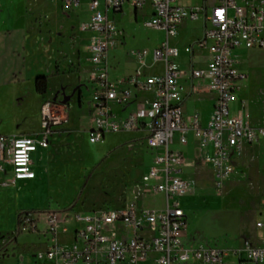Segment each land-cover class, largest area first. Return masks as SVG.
I'll return each instance as SVG.
<instances>
[{
	"label": "built area",
	"instance_id": "obj_1",
	"mask_svg": "<svg viewBox=\"0 0 264 264\" xmlns=\"http://www.w3.org/2000/svg\"><path fill=\"white\" fill-rule=\"evenodd\" d=\"M59 1L72 10L80 8L83 0ZM126 5L136 12L150 6L152 13L143 24L164 32L165 37L153 50L133 49L130 54L139 64L135 73L112 79L109 55L119 40L111 10L120 14ZM88 8L89 19L81 22L80 28L90 34L84 47L93 108L89 140L99 143L108 133L145 131L154 161L142 175L143 193L162 194L165 200L162 207H145L130 200L121 208L89 212H24L19 215L17 232H38L43 221L48 242L36 252L41 264H224L231 256L237 264H264V239L261 245L247 243L241 250L186 241L188 214L182 199L192 193L194 183L183 171L195 162L172 147L186 144L192 131L206 151L201 162L212 169L216 187L222 188L245 146L264 140V125L253 124L241 102L235 107L246 77L239 69L238 51L264 48V0H215L213 4L208 0H89ZM199 20L205 22L203 35L184 47L191 60L189 68H183L179 61L182 49L171 38L185 22ZM202 50H208L209 56L205 65L197 66L194 57ZM150 56L153 62H163V70L147 76L142 67ZM186 79L194 89L204 85L216 95L206 124L198 112L185 113ZM133 89L151 91L153 97L138 102L132 112L121 117L113 106H128ZM40 111L37 133L0 132V187L35 178L33 154L38 147H48L51 136L70 122L66 102L45 99ZM8 172L12 176L4 179ZM256 226L264 230V219ZM70 235L71 241L63 240Z\"/></svg>",
	"mask_w": 264,
	"mask_h": 264
},
{
	"label": "rangeland",
	"instance_id": "obj_2",
	"mask_svg": "<svg viewBox=\"0 0 264 264\" xmlns=\"http://www.w3.org/2000/svg\"><path fill=\"white\" fill-rule=\"evenodd\" d=\"M26 1L25 8L24 0H0L2 27L20 25L28 20L29 29L33 33H41L42 38L33 53H29L30 45L26 47V54L21 48L16 50L15 56L19 60L25 58L24 68L17 61L16 69L1 71L0 132L37 133L44 98L66 101L70 122L53 137L51 162L37 169V184L0 187V237L17 231L19 215L24 212L57 209L72 213L121 208L136 197L145 207H161L162 196H142V175L154 161V150L148 147L146 133H108L104 143H92L86 132L93 110L90 103L92 90L85 87L80 98L79 88L83 86L78 74L72 71H79L82 67L81 61H75V48L83 49L90 38L89 33L84 37L79 29V22L90 15L86 0L78 8L79 18L74 15L71 21L63 17L71 13L65 7L59 9L62 15L56 12L58 0ZM124 9L123 15L111 10V15H120L116 23L125 33L124 45L115 49L117 58L112 57L113 50L110 53L111 78L128 73L139 65L130 54L133 49L153 50L164 36L161 31L144 26L143 17L136 20L130 6L126 5ZM187 24L189 29L181 31L178 39L171 38L173 44L184 45L190 38L199 36L204 28L203 20L188 21ZM73 37L75 45L71 41ZM84 38L87 40L85 43ZM61 49L65 54L60 52ZM142 69L147 73H160L163 62H153L150 56ZM239 69L246 75L239 92L242 110L250 120L264 122V48L239 50ZM39 75L48 77L47 94L36 90L35 81ZM204 95L209 98L208 94ZM208 105L209 101L202 102L203 107ZM172 147L189 156L203 152L193 139L184 145L175 143ZM193 166V175L190 171L185 173L194 183L191 202L185 204L187 234L191 241L235 250L243 249L247 243L260 241L263 233L256 227V220L264 218V140L246 148L236 163L234 173L222 188L216 187L209 167L199 162ZM11 176L12 172H8L4 179ZM0 178L3 179V175ZM22 233L17 232L0 245V264L41 263L36 257L38 236ZM19 234L20 240L30 246L18 244L15 250L9 248Z\"/></svg>",
	"mask_w": 264,
	"mask_h": 264
},
{
	"label": "crops",
	"instance_id": "obj_3",
	"mask_svg": "<svg viewBox=\"0 0 264 264\" xmlns=\"http://www.w3.org/2000/svg\"><path fill=\"white\" fill-rule=\"evenodd\" d=\"M88 2H89V0H86L87 6H88ZM208 2H209V4H213L215 2V0H208ZM82 4H83V1H82ZM24 6H25V8L27 6V1L26 0H24ZM55 6L59 7L56 10L57 13H60L59 12V9L60 8L61 9L64 8L63 4L59 0L56 2V5ZM128 6H130V5H128ZM65 9H67V8H65ZM67 10L68 11H71V13L69 14V16L63 15L64 19H66L67 21H71L74 15H76L79 18V10L80 9H72V10L67 9ZM131 12L134 15L135 19L137 20L140 17H143V19L146 18V17H149L150 14L152 13V9H151L150 6H148L145 10L136 12L131 7ZM121 14L122 15L125 14V9H124V11ZM57 16H58V14H57ZM89 16H87V19H89ZM118 16H120V15H115L114 16L115 20L118 19ZM25 18H26V15H25ZM87 19H85L83 21H86ZM83 21H81V22H83ZM81 22H79V29L80 30H81V28H80V23ZM1 25H2V22L0 20V74H1V71L2 70H6V69H10V70L16 69L17 68V66H16V62L17 61H19L20 66L22 68H24V66H25L24 60H25V58L23 59V57H22V59L19 60L17 58V56H15L16 50L19 49V48H21L22 51H23V53L26 54V47H28L30 45L31 48H30L29 53H33V50H37V47H35L36 44H38L39 41H40V39H42L41 38V35H40L41 33H33L29 29L30 25L28 23V20H25L20 25L17 24V25L10 26V27H2ZM203 25H204V28H205V22L204 21H203ZM117 26H118V40H119V43H118L117 46L118 47L119 46L121 47V46L124 45V42L123 41L125 39V33H124L123 30L120 29V27H119L118 24H117ZM204 28L201 31V33H200L199 36L190 38V40L188 42L184 43V45L175 43V45L179 46L182 49V55L179 58V61H180V63H181V65H182L183 68H189V61L191 60L190 55H188L187 53L184 52V47H186L187 45L193 43L197 39L201 38L202 35H203V32H204ZM185 29H189V25L187 24V22H185L180 27L179 33H178V35L175 38L178 39L179 36H180L181 31H183ZM48 31L51 33V30L50 29ZM81 32L84 34V37H86L85 36L86 33L83 32L82 30H81ZM162 33L164 34V32H162ZM63 37H65V36H63ZM164 37H165V34L163 36V39H164ZM71 41L73 42V45H75L74 44V41H75V38L74 37L72 38ZM86 41H87L86 38H84L83 43H85ZM62 44H65V42L62 41ZM85 45L86 44L83 45V49L81 47L80 48H75V51H77V53H75V57H76L75 61L76 60L81 61L82 67H80V70L79 71L72 70L73 72H76L78 74L79 82L83 86V87H80L79 88V97L80 98H82L83 91H84L85 87L86 88H89V84H90V64L87 61L86 54L84 52ZM117 46L114 49H112L113 51L111 50L112 52H114V55H112L113 58H115V57L117 58V56L115 55V49L117 48ZM74 47L75 46H73L71 48L72 51L74 50ZM47 49L49 51L48 46H47ZM111 51H110V53H111ZM60 52L62 54H65V51L63 49H61ZM238 53H239V51H238ZM196 54L197 55H195V57H194L195 62H196V65H199V66L205 65V60L209 56V51L208 50H202V51L197 52ZM110 55H109V61H110V57H111ZM24 57H25V55H24ZM136 63H138V62L135 60V64ZM138 66L136 65L135 68L132 71H130L128 73H125L123 75L114 76V78H112V79H121V78H125V77H127L129 75H132V74L135 73V71L137 70ZM115 70H116V68H115ZM83 71H85V72H83ZM144 73L147 76L148 75H151V74H154V73H147L146 71H144ZM54 75H58V74H54ZM110 76H111V74H110ZM143 78H145V77H143ZM204 93L208 94L209 95V98L205 97ZM184 96H185L184 97L185 99H184L183 107H184V110H185L186 115L187 116H191L195 112H198L199 115H200V118H201L202 123L206 124L207 121L210 119V116H211V114L213 112L214 103H215V96H216L215 93L209 91L207 89V87L204 86V85L201 86V87H198L197 89H194V84L192 83V81L190 79H186L185 80V93H184ZM151 97H153V93L151 91L150 92L149 91H139L138 89H133V98H132L131 102L129 103V105L126 106V107H120L118 105H114L113 106V109H114V111L119 116L123 117V116H126L127 114H129L130 112H132L135 109V107H136V105H137L138 102L144 101V100L149 99ZM45 99H47V98H44L43 101ZM203 101H209V105L206 108L202 106V102ZM42 102H41V104H42ZM62 102H66V101H62ZM240 102L242 103L241 98L239 96V100L236 103L235 107H238L239 104H240ZM81 103H82V101L80 99V105H81ZM40 120H41V117H40ZM251 122L253 124H255V125H264V122H256V121H252V120H251ZM88 123H89V127H90V125H91L90 124V118H89V122ZM68 124L65 125V126H63V127H61V128H59L58 131H56L51 136V138H50V144H49L48 147H46V148H44V147H38L37 151L33 154V168H34V170L36 172L35 178H33V179L19 180V181H17V183H15V185L18 186L20 184H28V183L29 184H35L36 183V181L38 179L37 169L40 168L42 165L46 166L47 163H50L51 162V157H52L51 142L53 140V137L55 135L59 134L60 131H63L64 128H66L67 126H69ZM89 127H88V129H89ZM88 129L86 131L87 133H88ZM137 132H143V133H145V131H142V130L137 131ZM20 134H30V133H27L26 131H23V132H20V133H14V134H8V135H20ZM191 139H193L194 141L197 142V140L195 139L192 131H190L189 134H188V142ZM104 142H102V143H104ZM178 144H180V143H178ZM257 144H259V143H257ZM173 145H175V144H173ZM180 145H184V144H180ZM252 145H255V144L246 145L245 148H244L243 153L245 152V150H246L247 147L252 146ZM174 149H177V148H174ZM177 150H180V149H177ZM208 150L209 151H212V147H210ZM180 151L184 152L183 150H180ZM184 153H185L186 157L189 160H193L195 163L196 162H199V163H201L206 168L209 167L207 165H204L201 162V158L206 153L205 150H203V152L200 155H192V156H189L186 152H184ZM243 153H242V155L240 157H237L235 159V161H234L235 162V167H236L237 161H239V159L243 156ZM193 170H194V166H190V167L185 168L184 171H183V176L185 178L189 179L188 177L185 176V173L188 172V171H190L191 174L193 175V173H194ZM208 170L210 171L211 176L213 178L212 169L209 167ZM190 180H191V178H190ZM155 195L162 196V206H163V203H164V200H165L164 199V196L162 194H155ZM192 195H193V191H192V193H190L189 195H187L186 197H184L182 199V204H183V207L184 208H185V204L186 203L191 202L190 201L191 200L190 198H191ZM142 196H145V194H143ZM136 198H138V197H136ZM136 198L133 199V200L137 201V203L139 205L144 206L143 204L140 203V201L136 200ZM262 219H264V218H258L256 220V223H257V221L262 220ZM187 230H188V228H187ZM187 230H186V236H185L186 237V241L188 243H190V244H195L189 238V235L187 234ZM16 233H17V231H14V232H11V233L6 234V236L5 235H2L0 237V245L2 243H4V241L8 237H10V236H12V235H14ZM31 233L36 234V236H38V238H39L38 250L40 248L41 249H44L46 247V245H47V242H48V234L45 233V224L43 223V221L40 224V231H38V232H31ZM262 233H263V236H262L261 240L260 241H255L254 245H261L262 244L263 239H264V230L263 229H262ZM20 236H21V234H19L17 236V240H14L13 242H11L8 247L15 250V248H16V246L18 244H24V245L30 246V245H28L27 242L21 241L20 240V238H21ZM63 240L69 242V241L72 240V236L70 235L69 237H65V238H63ZM4 252H5V250H3L2 253H4ZM5 256H2V257H5ZM234 262H236V258L233 257V256H231V257H229V258L226 259V262L224 264H233ZM142 264H149V263L147 262V263H142Z\"/></svg>",
	"mask_w": 264,
	"mask_h": 264
},
{
	"label": "trees",
	"instance_id": "obj_4",
	"mask_svg": "<svg viewBox=\"0 0 264 264\" xmlns=\"http://www.w3.org/2000/svg\"><path fill=\"white\" fill-rule=\"evenodd\" d=\"M35 86L37 92L44 94L48 90V77L46 75H39L36 78Z\"/></svg>",
	"mask_w": 264,
	"mask_h": 264
}]
</instances>
